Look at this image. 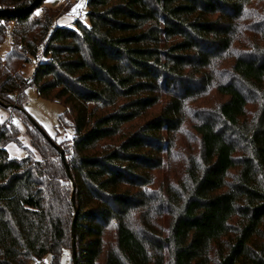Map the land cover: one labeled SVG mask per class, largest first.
<instances>
[{
    "label": "trees",
    "instance_id": "16d2710c",
    "mask_svg": "<svg viewBox=\"0 0 264 264\" xmlns=\"http://www.w3.org/2000/svg\"><path fill=\"white\" fill-rule=\"evenodd\" d=\"M44 1L0 0V47L12 38L0 103L41 156L11 157L19 132L0 123V264H61L67 250L74 264L76 210V264H264V13L252 11L264 0H88L90 25L77 28L55 26L49 8L33 19ZM246 34L248 52L217 86L226 100L194 126L199 156L181 194L169 187L165 199L157 173L178 151L186 103ZM30 87L64 107L73 136L53 142L72 180L27 115Z\"/></svg>",
    "mask_w": 264,
    "mask_h": 264
},
{
    "label": "rangeland",
    "instance_id": "374dc122",
    "mask_svg": "<svg viewBox=\"0 0 264 264\" xmlns=\"http://www.w3.org/2000/svg\"><path fill=\"white\" fill-rule=\"evenodd\" d=\"M81 4L83 5L76 10H82V16L80 13L73 12V8ZM42 8H49L51 10L57 11V17L59 20L57 23L54 21L55 26H67L70 28H77L76 21L81 20L84 25L89 26V7L88 3L85 0H45L42 7L38 9L37 13L32 17L36 19L39 15L42 14ZM256 20H260L258 16L261 17V14L264 13L263 6L258 4L256 6L257 10H254ZM246 44H237L233 51L230 54L225 55L224 57L214 61L212 70L208 71L211 74L213 83L208 87L207 91L199 98L190 100L186 103V110L184 114V124L182 125L181 130L175 135L174 140L176 141V151L173 156L170 158L166 157V166L165 168L158 172L159 185L162 186L160 189L161 194L166 199L168 195L166 194L167 189L170 187L173 192L181 194V189L179 186L182 185L186 180L183 175L185 168L188 165V161L193 159H198V154L200 150L198 134L194 130V126L199 124L202 119L206 117L216 116L220 106L226 100L225 97L221 96L217 92V86L222 82L226 81L229 74L231 75L232 66L235 58L239 55L248 52L249 49H246L247 40L253 39L254 37L246 34L244 36ZM12 48V38L8 35L5 39V42L0 47V58H3ZM35 61L27 64L24 68V73L26 77L31 78L35 71ZM210 68V69H211ZM26 105L25 109L27 115L31 118L33 124L39 127L52 141H55L57 144L61 145L62 148L70 145L71 138L73 136L72 128H62L59 125V115L64 111V107L57 101L48 100L42 98L38 95L37 91L32 87L26 90ZM165 96L163 97V101ZM161 107H158L149 117H153L160 112ZM250 111L255 110V114L258 111V107L255 105L249 106ZM13 109H6L0 106V121L8 122L14 124L17 131L19 132V143H10L6 147L9 155L13 158H24L28 153L33 152L37 158H41L38 151H36L30 141L29 134V124L23 123L18 116L15 115ZM26 125V126H25ZM237 156H240L237 154ZM235 172V171H233ZM167 224L164 222L161 224V227L165 230ZM111 241H115L114 233L111 234ZM71 253L67 250L64 252L61 264H72L71 262ZM52 255L49 254L44 257L41 263L39 264H51ZM34 264V263H31Z\"/></svg>",
    "mask_w": 264,
    "mask_h": 264
},
{
    "label": "water",
    "instance_id": "95a60500",
    "mask_svg": "<svg viewBox=\"0 0 264 264\" xmlns=\"http://www.w3.org/2000/svg\"><path fill=\"white\" fill-rule=\"evenodd\" d=\"M0 106H1V103H0ZM38 129L49 140V142H51L53 144L55 149L60 151L62 160H63L65 167L67 169V172H68V176L72 180V175L70 172L69 165L67 164V161H66L65 152L58 145H56L39 127H38ZM74 193H75V191H74ZM72 201H73V204L75 206V196H73ZM77 217H78V210H76L75 218L73 220V225H72V248H73L72 256L74 259V264H76V222H77Z\"/></svg>",
    "mask_w": 264,
    "mask_h": 264
},
{
    "label": "snow or ice",
    "instance_id": "6c2138e0",
    "mask_svg": "<svg viewBox=\"0 0 264 264\" xmlns=\"http://www.w3.org/2000/svg\"><path fill=\"white\" fill-rule=\"evenodd\" d=\"M83 5H81V4H78V5H76L74 8H73V12H76V9L77 8H80V7H82ZM3 121H0V123H2Z\"/></svg>",
    "mask_w": 264,
    "mask_h": 264
},
{
    "label": "built area",
    "instance_id": "2783aa9c",
    "mask_svg": "<svg viewBox=\"0 0 264 264\" xmlns=\"http://www.w3.org/2000/svg\"><path fill=\"white\" fill-rule=\"evenodd\" d=\"M87 3H88V0H85ZM75 13H80L81 14V16L83 15L82 14V10H76V12Z\"/></svg>",
    "mask_w": 264,
    "mask_h": 264
},
{
    "label": "crops",
    "instance_id": "0c3cea01",
    "mask_svg": "<svg viewBox=\"0 0 264 264\" xmlns=\"http://www.w3.org/2000/svg\"><path fill=\"white\" fill-rule=\"evenodd\" d=\"M59 18H60L59 16H58V17H56V19H55V20H56V21H55L56 23H57V21L59 20Z\"/></svg>",
    "mask_w": 264,
    "mask_h": 264
}]
</instances>
